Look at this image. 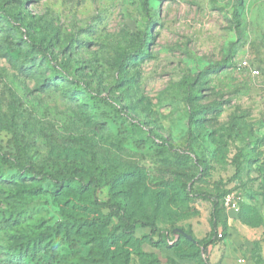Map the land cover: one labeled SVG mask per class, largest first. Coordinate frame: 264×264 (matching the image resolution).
I'll return each mask as SVG.
<instances>
[{
	"label": "rangeland",
	"instance_id": "rangeland-1",
	"mask_svg": "<svg viewBox=\"0 0 264 264\" xmlns=\"http://www.w3.org/2000/svg\"><path fill=\"white\" fill-rule=\"evenodd\" d=\"M0 8V264H212L193 192L264 212V0Z\"/></svg>",
	"mask_w": 264,
	"mask_h": 264
},
{
	"label": "crops",
	"instance_id": "crops-1",
	"mask_svg": "<svg viewBox=\"0 0 264 264\" xmlns=\"http://www.w3.org/2000/svg\"><path fill=\"white\" fill-rule=\"evenodd\" d=\"M223 217L219 226L224 225V239L209 245L208 253L212 264H264V212L255 205L252 207L259 220L250 222L251 213L227 207L222 203ZM197 213L187 220L188 227L197 239H202L211 230L210 201H199L195 204ZM240 207V205H239Z\"/></svg>",
	"mask_w": 264,
	"mask_h": 264
},
{
	"label": "trees",
	"instance_id": "trees-1",
	"mask_svg": "<svg viewBox=\"0 0 264 264\" xmlns=\"http://www.w3.org/2000/svg\"><path fill=\"white\" fill-rule=\"evenodd\" d=\"M0 15H2L4 17H10V15L8 13H6L1 8H0ZM177 158H179L180 160H188L189 156L187 154H185V155L179 156ZM74 170H75L74 171L75 177H72V176L64 177L61 180H58L56 178V176L50 171L45 170V171H42L41 174H42L43 179H49V180L53 181L55 183V186L57 188H60L64 184H68L69 182H72V181L77 182L80 180V179L75 180L79 177V173H80V168H79L78 163L75 164ZM227 193H230V190L222 191V193L206 191L203 189L195 190L193 192L194 197H198V198H201L204 200H208L212 204L210 223H211V231L213 233V237L208 239V240L203 241L202 247H204V248L208 245H211V244L217 242V240H220L223 237V235L225 234V231H224L225 227H224V225L219 226V222H220L221 218L223 217L224 207H223L222 203H223V198ZM107 207L109 209V212L106 215V222H108L110 217L115 216L116 218H118L124 222V226H126V228H125L126 231H132L134 229L135 224L139 222L138 220H134V221H132V223H130L128 217L125 215L124 207L118 201H115L111 204H108ZM240 209H241V211H245L248 214L251 213V216H250L251 219H247L248 221L254 222L256 220H259L258 214L255 212V210L252 207L243 205L242 207H240ZM141 224H147V223L141 222ZM220 228H221V230H223V233L220 231ZM218 234H221V237H219ZM31 240H34V239H27L24 244L28 245ZM16 249H19V247L9 246L7 249L9 252V255L12 256L13 254H15ZM15 255H18V254H15Z\"/></svg>",
	"mask_w": 264,
	"mask_h": 264
},
{
	"label": "built area",
	"instance_id": "built-area-1",
	"mask_svg": "<svg viewBox=\"0 0 264 264\" xmlns=\"http://www.w3.org/2000/svg\"><path fill=\"white\" fill-rule=\"evenodd\" d=\"M244 65H247L246 61L243 62ZM224 204L229 207L238 210L239 208V197H237L234 193H227L223 198ZM221 237V234H218Z\"/></svg>",
	"mask_w": 264,
	"mask_h": 264
},
{
	"label": "water",
	"instance_id": "water-1",
	"mask_svg": "<svg viewBox=\"0 0 264 264\" xmlns=\"http://www.w3.org/2000/svg\"><path fill=\"white\" fill-rule=\"evenodd\" d=\"M177 231H178L181 235L185 236L186 238H188V239L194 241V239H193L190 235H188L187 233H185L183 230H181V229H177Z\"/></svg>",
	"mask_w": 264,
	"mask_h": 264
}]
</instances>
